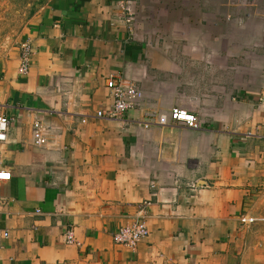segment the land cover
Returning <instances> with one entry per match:
<instances>
[{
    "label": "crops",
    "instance_id": "1",
    "mask_svg": "<svg viewBox=\"0 0 264 264\" xmlns=\"http://www.w3.org/2000/svg\"><path fill=\"white\" fill-rule=\"evenodd\" d=\"M131 7L127 25L120 0H0V264H264V0ZM110 75L143 93L121 119L95 117ZM172 108L200 128L144 126ZM139 217L136 250L115 244Z\"/></svg>",
    "mask_w": 264,
    "mask_h": 264
},
{
    "label": "built area",
    "instance_id": "2",
    "mask_svg": "<svg viewBox=\"0 0 264 264\" xmlns=\"http://www.w3.org/2000/svg\"><path fill=\"white\" fill-rule=\"evenodd\" d=\"M120 8L123 14L124 21L130 25L134 20V12L131 7V0H120ZM19 50V64L17 73L24 76L28 73L30 68V61L32 56V46L29 41L22 42L18 46ZM106 87L110 92L112 99L111 106L104 111H98L95 114L96 118L106 119H121L127 111L139 107L143 93L139 90L133 82L122 80L114 75H110L106 79ZM258 103L262 110H264V90L260 93ZM144 126L147 128L150 125L169 126L174 123H182L188 128L198 130L200 128L199 119L195 114L189 113L181 108H172L167 113H159L155 110H145L143 113ZM84 122V120H83ZM8 119L0 115V143L6 141L8 131ZM33 144L37 147L46 144L45 127L38 121L33 122L32 125ZM253 136H261L264 139V131L260 127H255L251 133ZM10 174L8 172L0 171V182L9 181ZM154 187V186H152ZM148 203H142V208ZM242 224H251L255 222L254 218L241 217ZM149 235L146 224L139 218H136L132 223L120 227L113 234V241L115 244L122 245L130 249L136 250L138 244ZM7 236V234H4ZM65 244L75 247H81V243L77 241L74 234V229L68 226L64 231Z\"/></svg>",
    "mask_w": 264,
    "mask_h": 264
}]
</instances>
